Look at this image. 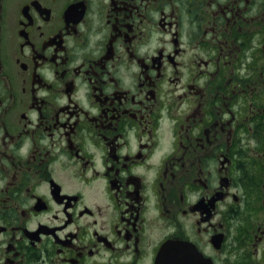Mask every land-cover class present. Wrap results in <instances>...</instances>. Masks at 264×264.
<instances>
[{"label":"flooded vegetation","instance_id":"obj_1","mask_svg":"<svg viewBox=\"0 0 264 264\" xmlns=\"http://www.w3.org/2000/svg\"><path fill=\"white\" fill-rule=\"evenodd\" d=\"M264 264V0H0V264Z\"/></svg>","mask_w":264,"mask_h":264},{"label":"water","instance_id":"obj_2","mask_svg":"<svg viewBox=\"0 0 264 264\" xmlns=\"http://www.w3.org/2000/svg\"><path fill=\"white\" fill-rule=\"evenodd\" d=\"M199 258L181 242L166 243L158 255L157 264H197Z\"/></svg>","mask_w":264,"mask_h":264}]
</instances>
